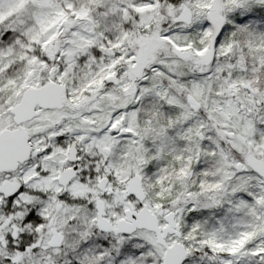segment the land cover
<instances>
[{
    "label": "snow or ice",
    "instance_id": "1",
    "mask_svg": "<svg viewBox=\"0 0 264 264\" xmlns=\"http://www.w3.org/2000/svg\"><path fill=\"white\" fill-rule=\"evenodd\" d=\"M0 264H264V0H0Z\"/></svg>",
    "mask_w": 264,
    "mask_h": 264
}]
</instances>
